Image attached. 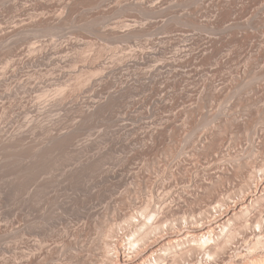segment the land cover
<instances>
[{
  "label": "rangeland",
  "instance_id": "obj_1",
  "mask_svg": "<svg viewBox=\"0 0 264 264\" xmlns=\"http://www.w3.org/2000/svg\"><path fill=\"white\" fill-rule=\"evenodd\" d=\"M109 234L264 263V0H0V264H124Z\"/></svg>",
  "mask_w": 264,
  "mask_h": 264
},
{
  "label": "bare ground",
  "instance_id": "obj_2",
  "mask_svg": "<svg viewBox=\"0 0 264 264\" xmlns=\"http://www.w3.org/2000/svg\"><path fill=\"white\" fill-rule=\"evenodd\" d=\"M127 33V32H126ZM213 133V132H212ZM211 133V134H212ZM209 134V133H208ZM202 137V136H201ZM222 144V143H221ZM218 146V145H217ZM219 146H222V145H219ZM253 171V170H252ZM224 178H226V177H224ZM230 178V177H229ZM159 203V202H158ZM219 203V202H218ZM251 204V203H250ZM158 206V205H157ZM151 207V206H150ZM160 207V206H159ZM214 207V206H213ZM219 207V206H218ZM243 207H245V206H243ZM243 207H240V209H238V212L240 213V211H241V209L243 208ZM151 208H153V207H151ZM208 208V207H207ZM220 208V207H219ZM145 209H148V208H145ZM150 209V208H149ZM148 209V210H149ZM155 210V211H154ZM153 210V212H151V211H147V213L145 212H143V216H144V219H143V221H141L140 220V223H138V221H137V225H134L133 223V221H132V219L134 218H132L131 219V222H133L132 223V225H134L133 227H134V229H131L132 230V232L130 233V232H128V234L127 233H125L126 235H127V241H128V244H129V248H130V251H131V249H132V255H134V253L135 252H137V251H139V250H141L142 248L144 249V247H146L147 245H149L150 243H152V242H154V238H156V236L160 233L159 231H164L166 228H167V231L168 230H170L171 229V225L172 224H170V220H166V218L167 217H165V219L164 220H162L161 222H160V224H151L149 221L152 219V220H154L153 218H155L156 217V213H157V211H156V209H154ZM162 210V209H161ZM207 210V209H206ZM244 210V209H243ZM242 210V211H243ZM237 211V210H236ZM245 211L246 210H244L242 213L244 214L245 213ZM237 212V213H238ZM233 212H231V214H232ZM238 213V214H239ZM241 213V214H242ZM158 214V213H157ZM206 214V213H205ZM231 214H228V215H226L227 216V218L225 219L227 222L229 221V220H232V217L236 214L235 212L231 215ZM263 214V213H262ZM128 215V214H127ZM140 216V215H139ZM143 216H141V217H143ZM159 216V215H158ZM157 216V217H158ZM138 218V217H137ZM124 219H125V217H124ZM168 219V218H167ZM170 219V218H169ZM235 219V218H234ZM133 220H135L136 221V219H133ZM151 220V222H153ZM160 220V219H159ZM260 220V219H259ZM124 221V220H123ZM156 222L158 221V220H155ZM154 221V222H155ZM127 222H129V221H127ZM126 222V223H127ZM181 222V221H180ZM221 222H222V224H221ZM221 222H219V224H218V229L220 228V227H222L224 224H226L225 222H223V221H221ZM230 222V221H229ZM228 222V223H229ZM260 222H261V220H260ZM256 223H258V221L256 222ZM103 224V223H102ZM128 224V223H127ZM129 224H131V223H129ZM246 224H247V222H246ZM246 224H244L245 225V227H244V229H243V231L245 230V228H247L246 227ZM240 225H243V223L242 224H240ZM129 226V225H128ZM225 226V225H224ZM120 227V226H119ZM217 227V226H216ZM216 227H214V228H216ZM229 227V226H228ZM121 228H123L124 229V227H122L121 226ZM120 228V229H121ZM126 228H127V226H126ZM208 228V227H207ZM236 228V227H235ZM122 229V230H123ZM130 229V228H129ZM160 229H162V230H160ZM211 229H212V227H211ZM210 229V230H211ZM224 229V231H225V228H223ZM232 229V228H231ZM248 229V228H247ZM98 230H100V229H98ZM102 230V229H101ZM100 230V231H101ZM126 231H127V229H125ZM214 230V229H213ZM216 230V229H215ZM241 230V229H240ZM97 231V230H96ZM99 231V232H100ZM103 231V230H102ZM209 231V229H207V231H206V233ZM227 231V230H226ZM237 231H239V230H237ZM104 232V231H103ZM102 232V233H103ZM123 232V231H122ZM205 232V231H204ZM203 232V233H204ZM232 232V233H231ZM106 233V232H105ZM171 233V232H170ZM169 232L167 233V234H170ZM202 232L200 233V234H203ZM227 234H228V231L226 232ZM225 233V234H226ZM230 234H229V236H227L228 238H226L227 239V241L225 240V242L226 243H228L229 241H228V239L229 238H234L235 236H237L236 235V232H235V234L233 233V231L231 230L230 232H229ZM244 233V232H243ZM121 234H123V233H121ZM161 234V233H160ZM197 234H198V231H197ZM220 234H221V229H220ZM126 235L124 236V238L126 237ZM206 234L204 233V235L203 236H205ZM239 235V234H238ZM244 235V234H243ZM222 236V235H221ZM106 238V240H105V242L103 243L104 244V253H105V256H106V258H107V260H106V262H111L112 260H115V262H125L124 264H133L132 263V255H126V256H120L119 255V247L117 246V247H115L114 246V249L112 248V247H110L111 246V239L110 238H112L111 236H110V234L109 235H106L105 236ZM195 237V236H194ZM222 237H224V236H222ZM221 237V238H222ZM119 238H121V237H119ZM220 239V238H219ZM224 239V238H223ZM169 240H171L170 238H166V242H168L169 243ZM173 240V239H172ZM217 240V239H216ZM229 240H231V239H229ZM203 241V240H202ZM222 241V240H221ZM163 242V241H162ZM171 242V241H170ZM208 242H210V238L208 237L207 239H205L204 241H203V244L204 245H206ZM219 242V241H218ZM222 243V242H221ZM166 244V243H165ZM170 244V243H169ZM229 244V243H228ZM114 245V244H113ZM161 245V244H160ZM202 246V244H199L198 246ZM203 245V246H204ZM223 245V243L221 244V245H219L220 246V249H222L221 248V246ZM162 246V245H161ZM160 246V247H161ZM202 246V247H203ZM225 246H226V244H225ZM225 246H223V248L225 247ZM152 247V246H151ZM159 246L157 247L158 249L160 248ZM165 247V246H164ZM171 247V246H170ZM170 247H167L168 249L170 248ZM173 247V246H172ZM201 247V248H202ZM114 250V252L112 251V249ZM128 248V249H129ZM148 248V247H147ZM167 248L165 247V249H163V250H166L164 253H161L163 250H158V249H154V247L153 248H151L150 250H148L147 251V255L145 254L144 256H146V257H148L147 259H151V257H152V259H153V264H162L164 261H166L167 259V256H168V254L170 253L169 251L167 252ZM198 248V247H197ZM196 248V249H197ZM200 248V249H201ZM127 249V248H126ZM146 249V248H145ZM170 250V249H169ZM218 250V249H217ZM111 251L113 252V254H110L111 253ZM129 251V250H128ZM129 251V252H130ZM159 251V253H157ZM146 253V252H145ZM183 254V253H182ZM136 256V255H135ZM171 257V256H170ZM174 257V256H173ZM177 258V257H176ZM146 259V258H145ZM174 259V258H173ZM181 259V258H180ZM102 260H104V259H102ZM258 260V259H257ZM143 261V260H142ZM174 262V261H173ZM258 262V261H257ZM263 262H264V260H263ZM171 263V262H170ZM258 263H261V262H258ZM91 264V263H90ZM116 264V263H115ZM118 264H121V263H118ZM167 264V263H166ZM254 264V263H253ZM256 264V263H255ZM262 264V263H261ZM264 264V263H263Z\"/></svg>",
  "mask_w": 264,
  "mask_h": 264
},
{
  "label": "built area",
  "instance_id": "obj_3",
  "mask_svg": "<svg viewBox=\"0 0 264 264\" xmlns=\"http://www.w3.org/2000/svg\"><path fill=\"white\" fill-rule=\"evenodd\" d=\"M214 230H215V229H214ZM214 230H213V231H214ZM207 238H208V237L203 238V241H204L205 239H207ZM233 249H236L235 246H233L230 250H228V254H229V252H232ZM246 261H247V260H246ZM236 262H242V258L238 257V258L236 259Z\"/></svg>",
  "mask_w": 264,
  "mask_h": 264
}]
</instances>
